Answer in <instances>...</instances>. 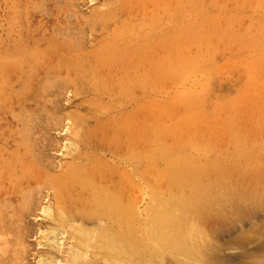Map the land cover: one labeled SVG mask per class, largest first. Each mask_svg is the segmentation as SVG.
<instances>
[{
	"label": "rangeland",
	"instance_id": "1",
	"mask_svg": "<svg viewBox=\"0 0 264 264\" xmlns=\"http://www.w3.org/2000/svg\"><path fill=\"white\" fill-rule=\"evenodd\" d=\"M127 70L146 81L118 96L102 78ZM74 71L85 75L76 84L81 91L77 96L67 80ZM46 80L60 84V90L53 87L55 97L45 94L44 100L36 101L38 83ZM192 99L202 112L195 119L189 115L196 109L189 104ZM173 105L175 113H164V107ZM141 107L153 116V149L185 147L193 140L221 147L228 138L223 129L233 132L241 140V153L230 144L209 157L231 150L243 162L246 149L260 167L241 179L256 186L255 191L264 190V0H0V194L5 195L2 190L9 185L14 191L33 169L54 174L72 161L62 154V146L71 135L65 128L75 129L74 118H81L78 127L83 131H97ZM21 109L27 114L34 110L43 128H38L36 144H41L36 146L42 149L37 151L40 158L45 149L42 160L33 159L37 152L32 153L21 134ZM88 153L94 152L82 148L76 154ZM181 153L204 157L189 149L174 150V155ZM138 184L143 194V180ZM157 186L165 190L162 179ZM45 194L49 193L43 188L40 203L24 219L30 251L22 264L47 257L35 233L52 226L38 212L48 202ZM258 199L239 204L228 218L208 219L222 264L264 262V238L258 235L264 234V195ZM147 200H140V210ZM3 202L0 199L1 213H7ZM12 204L20 206L18 200ZM257 235L262 239H255ZM169 261L164 262L174 264Z\"/></svg>",
	"mask_w": 264,
	"mask_h": 264
},
{
	"label": "bare ground",
	"instance_id": "2",
	"mask_svg": "<svg viewBox=\"0 0 264 264\" xmlns=\"http://www.w3.org/2000/svg\"><path fill=\"white\" fill-rule=\"evenodd\" d=\"M84 76L76 71L68 75L67 80L74 85L73 96L81 93L76 84ZM102 81L105 86L115 88V94L120 96V93L126 94L137 85L144 84L146 78L134 70H127L113 77L109 75L107 79L102 78ZM47 82L38 83L36 101L43 99L45 94L55 97L56 86L60 90V84ZM59 90L56 89V93ZM189 104L196 108L189 111L191 119L202 116L197 101L192 99ZM173 110L174 105L169 109L164 107V113H175ZM20 111H24L19 113V119L22 117L21 134L36 155V146L40 144L36 145L37 133L42 126L40 128V123L36 122L34 110L33 113L28 111V114L25 109ZM124 118L116 117L97 131H83L78 127L81 118H74V131L65 128L66 133L73 136L68 135L67 143L62 146V154L72 158V161L60 165L54 174L47 175L42 169H33L16 183L14 191L8 189L10 185L2 190L5 195L1 192L0 199L6 201L3 203L8 207L7 213H1L0 208V264H22L30 251L25 244L28 227L24 219L28 211L31 213V209L40 203L43 188L49 193L45 194L48 202L40 205L38 212L51 221L52 226L35 232L36 235L38 233L36 244L47 248V257H38L36 264H95L94 261L99 264H165L168 260L174 264H222L216 241L210 237L206 223L210 217H229L239 204L251 203L264 195V190L255 191L256 186L241 179L244 177L242 174L260 166L253 162L246 149L241 154L243 162L235 159L231 150L226 154L230 144L232 147L235 145L237 154L241 153V140L233 132L223 129L228 138L227 145L221 143V147L193 140L185 147L174 145L170 150L166 147L153 149L154 137L149 130L153 116L145 114V107L135 108ZM82 148L94 153L76 154ZM188 149L204 157L198 158L189 153L174 155V150ZM219 149H225V155L218 153L214 158L209 157L211 152ZM38 152L34 160L40 158ZM143 162L147 164L144 166ZM44 167L54 168L51 164ZM140 179L145 184L143 194L138 184ZM160 179L165 184L163 191L157 186ZM11 185L13 187V183ZM145 197L148 200L140 210V200ZM14 200H18L20 206L13 205ZM255 232L258 233L257 230ZM262 233L258 235L264 238ZM258 235L255 239H262H258Z\"/></svg>",
	"mask_w": 264,
	"mask_h": 264
}]
</instances>
